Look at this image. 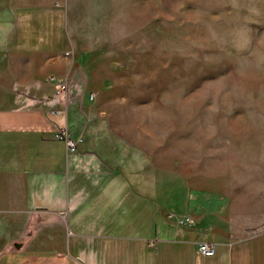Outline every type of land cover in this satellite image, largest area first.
I'll use <instances>...</instances> for the list:
<instances>
[{"label":"crops","instance_id":"crops-1","mask_svg":"<svg viewBox=\"0 0 264 264\" xmlns=\"http://www.w3.org/2000/svg\"><path fill=\"white\" fill-rule=\"evenodd\" d=\"M75 1L0 0L2 264L47 256L46 242L76 264H264V196L252 210L244 195L235 205L198 188L181 210L160 206L139 139L100 134L113 124L100 92H87ZM51 75L66 82L63 93ZM60 124L81 138L76 151L53 138ZM199 241L213 244L212 256L197 252Z\"/></svg>","mask_w":264,"mask_h":264},{"label":"rangeland","instance_id":"rangeland-1","mask_svg":"<svg viewBox=\"0 0 264 264\" xmlns=\"http://www.w3.org/2000/svg\"><path fill=\"white\" fill-rule=\"evenodd\" d=\"M75 2L87 92H100L113 124L100 134L139 139L156 204L181 210L200 188L235 205L244 195L255 210L264 196V0ZM46 244L47 256L15 264H76Z\"/></svg>","mask_w":264,"mask_h":264},{"label":"built area","instance_id":"built-area-1","mask_svg":"<svg viewBox=\"0 0 264 264\" xmlns=\"http://www.w3.org/2000/svg\"><path fill=\"white\" fill-rule=\"evenodd\" d=\"M55 6L60 4V0H52ZM48 82L54 87L55 93L60 94L66 90V82L57 78L56 76H49ZM53 138L64 144L66 150L74 152L77 150L78 143L81 141L80 137H72L65 125H57L52 134ZM153 245V242L150 243ZM197 252L202 256H212L214 252L213 244L207 241H199L196 246Z\"/></svg>","mask_w":264,"mask_h":264}]
</instances>
